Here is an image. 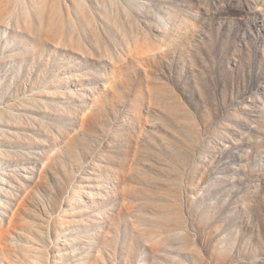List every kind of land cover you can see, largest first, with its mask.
Segmentation results:
<instances>
[{
    "label": "rangeland",
    "instance_id": "1",
    "mask_svg": "<svg viewBox=\"0 0 264 264\" xmlns=\"http://www.w3.org/2000/svg\"><path fill=\"white\" fill-rule=\"evenodd\" d=\"M11 216L0 264H264V0H0Z\"/></svg>",
    "mask_w": 264,
    "mask_h": 264
},
{
    "label": "bare ground",
    "instance_id": "2",
    "mask_svg": "<svg viewBox=\"0 0 264 264\" xmlns=\"http://www.w3.org/2000/svg\"><path fill=\"white\" fill-rule=\"evenodd\" d=\"M83 193H85V195H86V193L88 194V191L86 189H83ZM6 223H8V224H6ZM13 225H14L13 216L10 217L8 222H6V217L4 219L0 220V243H2L4 240H6L8 238L10 230L12 229ZM19 247L21 250L22 247L21 246H19ZM37 253H39V251H37ZM19 254H20V252H19ZM19 254H18L17 260L20 259ZM55 259H56V256H55ZM38 262H39V264H45L42 261H38Z\"/></svg>",
    "mask_w": 264,
    "mask_h": 264
}]
</instances>
